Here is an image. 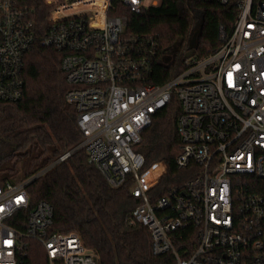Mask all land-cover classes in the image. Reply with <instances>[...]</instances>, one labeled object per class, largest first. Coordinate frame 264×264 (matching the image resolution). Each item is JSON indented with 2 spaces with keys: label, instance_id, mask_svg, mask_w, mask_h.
<instances>
[{
  "label": "built area",
  "instance_id": "2783aa9c",
  "mask_svg": "<svg viewBox=\"0 0 264 264\" xmlns=\"http://www.w3.org/2000/svg\"><path fill=\"white\" fill-rule=\"evenodd\" d=\"M42 1L48 20L38 34L32 9L0 0V100L21 99L24 57L35 43L61 53L64 98L82 134L77 148L108 185L128 183L138 201L128 223L147 229L152 255L162 264H264V0H203L233 7L232 27L219 25L217 50L187 56L163 85L149 82L152 51L125 34L121 13L161 0ZM173 97L183 175L165 186V163L147 164L134 147ZM33 178L0 186V264H23L26 241L42 245L48 264H98L76 233L49 231V203L30 208Z\"/></svg>",
  "mask_w": 264,
  "mask_h": 264
},
{
  "label": "trees",
  "instance_id": "16d2710c",
  "mask_svg": "<svg viewBox=\"0 0 264 264\" xmlns=\"http://www.w3.org/2000/svg\"><path fill=\"white\" fill-rule=\"evenodd\" d=\"M32 9L38 34L48 20L42 0H21ZM126 16L125 34L143 40L151 49L149 82L163 85L184 70L187 54L197 58L219 47L217 29L232 27L236 11L231 6L203 0H161L156 7L135 15L121 6ZM195 46L191 48L192 36ZM152 44V46H151ZM62 54L35 43L23 62L24 89L16 102L0 100V186L34 177L25 190L30 208L45 201L52 206L50 232L76 233L83 245L95 252L98 264H162L152 255L147 229L128 223L138 201L128 183L113 188L86 161L74 108L64 98L68 90L60 68ZM180 112L176 98L152 117L134 147L147 164L163 161L167 167L165 186L180 182L183 172L175 167L179 153L176 119ZM67 159L41 173L62 154ZM37 175V176H36ZM23 264H48L42 245L25 242Z\"/></svg>",
  "mask_w": 264,
  "mask_h": 264
},
{
  "label": "water",
  "instance_id": "95a60500",
  "mask_svg": "<svg viewBox=\"0 0 264 264\" xmlns=\"http://www.w3.org/2000/svg\"><path fill=\"white\" fill-rule=\"evenodd\" d=\"M195 38H196V34H193V36H192V44H191V48H194V46H195ZM190 55V53L189 54H187V56H189Z\"/></svg>",
  "mask_w": 264,
  "mask_h": 264
},
{
  "label": "rangeland",
  "instance_id": "374dc122",
  "mask_svg": "<svg viewBox=\"0 0 264 264\" xmlns=\"http://www.w3.org/2000/svg\"><path fill=\"white\" fill-rule=\"evenodd\" d=\"M194 57H196L195 55H190V57L189 58H194ZM18 182H21V180L20 181H18Z\"/></svg>",
  "mask_w": 264,
  "mask_h": 264
}]
</instances>
